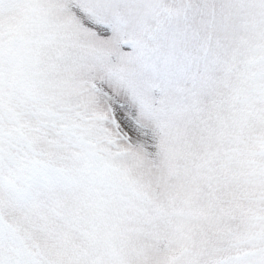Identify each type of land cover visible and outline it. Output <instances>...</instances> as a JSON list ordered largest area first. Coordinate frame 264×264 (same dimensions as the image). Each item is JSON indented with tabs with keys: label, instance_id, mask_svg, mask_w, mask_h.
<instances>
[{
	"label": "snow or ice",
	"instance_id": "obj_1",
	"mask_svg": "<svg viewBox=\"0 0 264 264\" xmlns=\"http://www.w3.org/2000/svg\"><path fill=\"white\" fill-rule=\"evenodd\" d=\"M0 264H264V0H0Z\"/></svg>",
	"mask_w": 264,
	"mask_h": 264
}]
</instances>
